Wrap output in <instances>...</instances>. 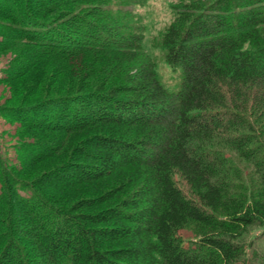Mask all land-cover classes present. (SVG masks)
<instances>
[{
	"label": "trees",
	"instance_id": "1",
	"mask_svg": "<svg viewBox=\"0 0 264 264\" xmlns=\"http://www.w3.org/2000/svg\"><path fill=\"white\" fill-rule=\"evenodd\" d=\"M139 2L0 0V264H264V0L171 2L175 90Z\"/></svg>",
	"mask_w": 264,
	"mask_h": 264
},
{
	"label": "rangeland",
	"instance_id": "2",
	"mask_svg": "<svg viewBox=\"0 0 264 264\" xmlns=\"http://www.w3.org/2000/svg\"><path fill=\"white\" fill-rule=\"evenodd\" d=\"M173 0H142L139 3L127 4L124 6L130 14L131 25L135 27L142 35V47L146 54L156 63V69L162 82L170 87H177L179 80V70L166 64L164 60V50L161 47V37L165 26L173 18V11L170 6ZM111 4V3H110ZM112 7L115 5L111 4ZM13 52L6 50L0 53V79L3 77L5 70L9 67L13 58ZM10 94L9 87L0 82V104ZM17 124L9 123L0 117V154L5 157L14 155V143L18 140L14 136ZM179 185L186 189L185 182L178 180ZM180 235L184 239H189L192 233L187 230H180ZM264 246L262 241H257V245Z\"/></svg>",
	"mask_w": 264,
	"mask_h": 264
}]
</instances>
